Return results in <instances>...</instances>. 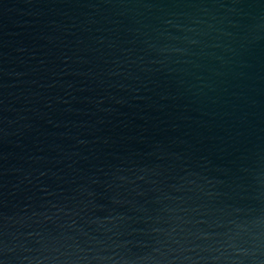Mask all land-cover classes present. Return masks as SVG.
Wrapping results in <instances>:
<instances>
[{
    "label": "water",
    "instance_id": "1",
    "mask_svg": "<svg viewBox=\"0 0 264 264\" xmlns=\"http://www.w3.org/2000/svg\"><path fill=\"white\" fill-rule=\"evenodd\" d=\"M0 264H264V0H0Z\"/></svg>",
    "mask_w": 264,
    "mask_h": 264
}]
</instances>
